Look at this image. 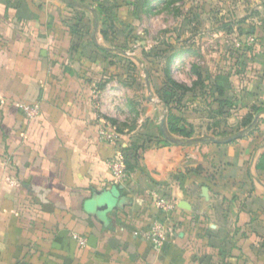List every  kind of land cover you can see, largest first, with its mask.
I'll list each match as a JSON object with an SVG mask.
<instances>
[{"label":"crops","instance_id":"crops-1","mask_svg":"<svg viewBox=\"0 0 264 264\" xmlns=\"http://www.w3.org/2000/svg\"><path fill=\"white\" fill-rule=\"evenodd\" d=\"M132 2L0 0V264H264V12L245 65L219 60L201 85L181 82L173 112L206 140L174 144ZM106 122L124 148L144 145L125 183L109 166L116 145L100 139ZM162 195L177 207L157 247L147 232L168 218Z\"/></svg>","mask_w":264,"mask_h":264},{"label":"rangeland","instance_id":"rangeland-1","mask_svg":"<svg viewBox=\"0 0 264 264\" xmlns=\"http://www.w3.org/2000/svg\"><path fill=\"white\" fill-rule=\"evenodd\" d=\"M150 3L149 0L132 2L133 28L138 31L141 44L138 54L146 60L153 84L166 80V57L172 51L183 53L194 45L199 49H192L194 53L189 57L184 54L179 59L176 55L172 63L175 77L180 82H191L200 69L207 66L214 69L219 60L221 66L229 68L236 59H240V67L245 65L242 58L252 53L246 51V46L256 48L260 44L256 36L253 35L255 43L249 44L252 35L244 41L241 34L256 21L258 12H264V0H162L154 9L147 8ZM234 70L230 68L231 73ZM252 74L253 70L244 74L242 83L247 84ZM158 114L163 116L165 111L161 109Z\"/></svg>","mask_w":264,"mask_h":264},{"label":"built area","instance_id":"built-area-1","mask_svg":"<svg viewBox=\"0 0 264 264\" xmlns=\"http://www.w3.org/2000/svg\"><path fill=\"white\" fill-rule=\"evenodd\" d=\"M255 38L252 36L249 39V44L254 43ZM22 108L28 116L34 117L39 113L37 105L24 104ZM100 139L106 142L114 143L116 150L114 155L109 159V166L114 175L116 183L121 184L128 181L130 172L126 164V156L124 154V147L121 144L123 134L119 132L117 127L111 123L106 122L100 127ZM158 207L168 215L166 220H156L151 225L147 232V238L153 242L157 247L163 246L166 240L173 235V227L171 225V213L176 209L177 203L172 198L162 195L157 198ZM85 241V240H84Z\"/></svg>","mask_w":264,"mask_h":264},{"label":"trees","instance_id":"trees-1","mask_svg":"<svg viewBox=\"0 0 264 264\" xmlns=\"http://www.w3.org/2000/svg\"><path fill=\"white\" fill-rule=\"evenodd\" d=\"M254 26H250L247 28L246 31L249 35L256 36V33L254 32ZM258 37V36H257ZM258 39V38H257ZM246 45V44H245ZM255 47L247 45L246 51H254ZM176 56L175 52L172 54H169V56L166 57L167 65L165 69V81H163L161 88L158 90V95L161 98L162 103L164 104L166 108V114H167V120H168V129L171 133L176 134L179 139L186 143H193L196 140H193V134L192 128L188 125L186 120L176 113L173 112V105L172 103L177 102L178 105L181 102L183 96L186 94V91L188 90L187 86H185L183 83L177 81L173 77L174 69L172 66L173 59ZM199 76L196 81L197 84L202 83V80H204L203 74L199 71L197 73ZM203 77V78H202ZM208 77L210 80H212L211 73H208ZM254 110L255 113H259L264 111V104L261 107H255ZM253 118H250V122H252ZM167 143H169V140H166ZM140 147H144V145H135L133 142L129 147L124 148V154L126 156V164L127 168L130 171L134 168L133 160L135 161L139 157V150ZM261 166V165H260Z\"/></svg>","mask_w":264,"mask_h":264},{"label":"water","instance_id":"water-1","mask_svg":"<svg viewBox=\"0 0 264 264\" xmlns=\"http://www.w3.org/2000/svg\"><path fill=\"white\" fill-rule=\"evenodd\" d=\"M160 128H161V131L163 132L165 138L167 140H169L170 142L174 143V144H183V143H186L184 141H182L181 139L179 138H176L174 136H172L171 134H169V129H168V126H167V115H164L163 118L161 119V123H160ZM208 139L214 141V142H228L230 140H232V138H228V139H217V138H214V137H208ZM193 140H206L205 137H201V138H194ZM107 194H113V191L111 192H107ZM111 203V202H109Z\"/></svg>","mask_w":264,"mask_h":264}]
</instances>
